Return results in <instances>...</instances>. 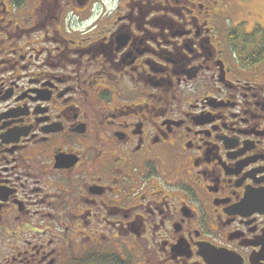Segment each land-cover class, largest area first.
<instances>
[{
  "label": "flooded vegetation",
  "instance_id": "1",
  "mask_svg": "<svg viewBox=\"0 0 264 264\" xmlns=\"http://www.w3.org/2000/svg\"><path fill=\"white\" fill-rule=\"evenodd\" d=\"M224 3L0 0V264H264V38Z\"/></svg>",
  "mask_w": 264,
  "mask_h": 264
},
{
  "label": "rangeland",
  "instance_id": "2",
  "mask_svg": "<svg viewBox=\"0 0 264 264\" xmlns=\"http://www.w3.org/2000/svg\"><path fill=\"white\" fill-rule=\"evenodd\" d=\"M224 16L220 20L223 31L233 30L231 36L249 41L257 36L264 37V0H224ZM242 24L241 27L236 28ZM263 29L258 34V29ZM254 32L252 33V31Z\"/></svg>",
  "mask_w": 264,
  "mask_h": 264
},
{
  "label": "trees",
  "instance_id": "3",
  "mask_svg": "<svg viewBox=\"0 0 264 264\" xmlns=\"http://www.w3.org/2000/svg\"><path fill=\"white\" fill-rule=\"evenodd\" d=\"M257 32H258V34H262V33H263V29H261V30L258 29ZM242 36H243V35H241L240 37H242ZM238 37H239V36H238ZM263 38H264V37H263Z\"/></svg>",
  "mask_w": 264,
  "mask_h": 264
}]
</instances>
